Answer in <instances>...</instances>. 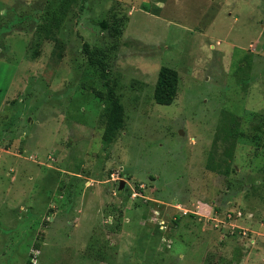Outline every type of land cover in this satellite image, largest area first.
<instances>
[{
    "label": "rangeland",
    "instance_id": "rangeland-1",
    "mask_svg": "<svg viewBox=\"0 0 264 264\" xmlns=\"http://www.w3.org/2000/svg\"><path fill=\"white\" fill-rule=\"evenodd\" d=\"M49 1L0 0V264H264V0ZM111 12L119 123L80 50Z\"/></svg>",
    "mask_w": 264,
    "mask_h": 264
},
{
    "label": "trees",
    "instance_id": "trees-1",
    "mask_svg": "<svg viewBox=\"0 0 264 264\" xmlns=\"http://www.w3.org/2000/svg\"><path fill=\"white\" fill-rule=\"evenodd\" d=\"M65 0H51L47 3L44 12L45 20L41 23L40 28L43 31L57 28L59 22L64 18L67 7ZM122 17V18H121ZM118 17V13L111 12L108 18H102L94 21L102 32V41L99 45L92 46L88 42L81 44L80 50L85 57V63L88 68L94 71L102 80L106 88L105 96L101 91H95L99 98L103 97L104 110L108 119H114L116 123L119 120L114 117L116 113L122 111L113 108L115 102V83L109 78V62L116 58V53L120 45V37L125 24L123 16ZM179 83L178 72L167 66H161L158 70L157 78L154 84L152 97L156 104L169 105L176 97ZM110 125V123H109ZM113 126H110L112 129ZM115 131L116 129L113 128ZM243 136L239 129V118L231 117L228 123L221 127L220 138L228 141L225 153L228 157L232 156L235 149L236 140Z\"/></svg>",
    "mask_w": 264,
    "mask_h": 264
},
{
    "label": "water",
    "instance_id": "water-1",
    "mask_svg": "<svg viewBox=\"0 0 264 264\" xmlns=\"http://www.w3.org/2000/svg\"><path fill=\"white\" fill-rule=\"evenodd\" d=\"M124 187V181L123 180H120L119 181V185H118V189H122Z\"/></svg>",
    "mask_w": 264,
    "mask_h": 264
}]
</instances>
